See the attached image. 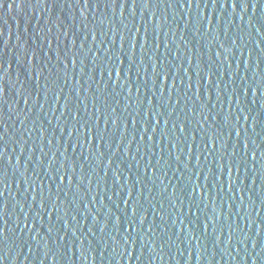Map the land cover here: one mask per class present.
I'll use <instances>...</instances> for the list:
<instances>
[{"label":"water","instance_id":"1","mask_svg":"<svg viewBox=\"0 0 264 264\" xmlns=\"http://www.w3.org/2000/svg\"><path fill=\"white\" fill-rule=\"evenodd\" d=\"M0 264H264V0H0Z\"/></svg>","mask_w":264,"mask_h":264}]
</instances>
